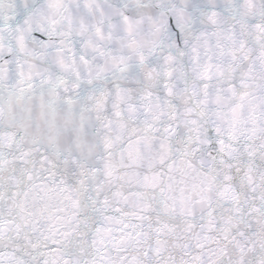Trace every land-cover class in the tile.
Wrapping results in <instances>:
<instances>
[{"label":"snow or ice","instance_id":"6c2138e0","mask_svg":"<svg viewBox=\"0 0 264 264\" xmlns=\"http://www.w3.org/2000/svg\"><path fill=\"white\" fill-rule=\"evenodd\" d=\"M0 264H264V0H0Z\"/></svg>","mask_w":264,"mask_h":264}]
</instances>
